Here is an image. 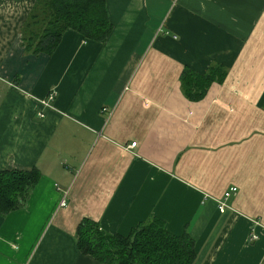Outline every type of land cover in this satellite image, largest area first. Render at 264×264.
Segmentation results:
<instances>
[{"label":"crops","instance_id":"obj_1","mask_svg":"<svg viewBox=\"0 0 264 264\" xmlns=\"http://www.w3.org/2000/svg\"><path fill=\"white\" fill-rule=\"evenodd\" d=\"M36 1L0 0V171L38 175L0 215V264H101L82 220L126 237L152 217L195 264H264V0H106L105 42L67 30L32 56ZM211 67L222 80L191 98Z\"/></svg>","mask_w":264,"mask_h":264},{"label":"trees","instance_id":"obj_2","mask_svg":"<svg viewBox=\"0 0 264 264\" xmlns=\"http://www.w3.org/2000/svg\"><path fill=\"white\" fill-rule=\"evenodd\" d=\"M67 30L105 42L112 30L106 0H37L21 28L25 53L52 55ZM216 71L211 67L202 76L190 74L192 81L183 84L192 92L191 98H200L213 81L222 80L224 72L213 74ZM37 179L34 170L0 171V215L23 206ZM75 236L81 254L101 264H195L196 260L194 240L186 232L181 236L169 234L164 223L154 217L126 237L108 234L96 222L84 219Z\"/></svg>","mask_w":264,"mask_h":264},{"label":"built area","instance_id":"obj_3","mask_svg":"<svg viewBox=\"0 0 264 264\" xmlns=\"http://www.w3.org/2000/svg\"><path fill=\"white\" fill-rule=\"evenodd\" d=\"M55 97H56V91L53 90V91H51V92L49 93V95L47 96V99H46V101L44 102V104H45L46 106H51V104H52V103L54 102V100H55ZM135 145H136V143H131L129 147L134 148ZM236 191H237V189L234 188V187H232V188H230L228 191H226V192L223 194V196H222V198H221L220 200H217L219 213H224V212L227 210V207H228V206H227V204H226V201L228 200V198H229L232 194L236 193ZM59 206H60V207H65V206H66V201H65L64 198L60 201ZM255 239H257L256 235H252V236H251V240H255Z\"/></svg>","mask_w":264,"mask_h":264}]
</instances>
